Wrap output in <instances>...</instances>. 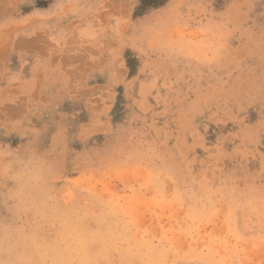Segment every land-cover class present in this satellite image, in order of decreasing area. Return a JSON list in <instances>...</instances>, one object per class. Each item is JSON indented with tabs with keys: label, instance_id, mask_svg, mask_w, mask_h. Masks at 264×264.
Masks as SVG:
<instances>
[{
	"label": "rangeland",
	"instance_id": "obj_1",
	"mask_svg": "<svg viewBox=\"0 0 264 264\" xmlns=\"http://www.w3.org/2000/svg\"><path fill=\"white\" fill-rule=\"evenodd\" d=\"M0 264H264V0H0Z\"/></svg>",
	"mask_w": 264,
	"mask_h": 264
},
{
	"label": "crops",
	"instance_id": "obj_2",
	"mask_svg": "<svg viewBox=\"0 0 264 264\" xmlns=\"http://www.w3.org/2000/svg\"><path fill=\"white\" fill-rule=\"evenodd\" d=\"M29 42L28 41H22L21 45L23 48L28 47Z\"/></svg>",
	"mask_w": 264,
	"mask_h": 264
},
{
	"label": "bare ground",
	"instance_id": "obj_3",
	"mask_svg": "<svg viewBox=\"0 0 264 264\" xmlns=\"http://www.w3.org/2000/svg\"><path fill=\"white\" fill-rule=\"evenodd\" d=\"M117 4V3H116ZM119 7V6H118ZM119 11V10H118Z\"/></svg>",
	"mask_w": 264,
	"mask_h": 264
}]
</instances>
